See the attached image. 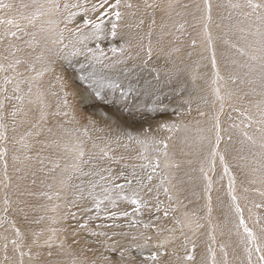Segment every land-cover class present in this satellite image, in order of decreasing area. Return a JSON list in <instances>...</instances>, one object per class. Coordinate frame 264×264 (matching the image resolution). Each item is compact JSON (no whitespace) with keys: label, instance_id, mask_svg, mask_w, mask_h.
Wrapping results in <instances>:
<instances>
[{"label":"snow or ice","instance_id":"1","mask_svg":"<svg viewBox=\"0 0 264 264\" xmlns=\"http://www.w3.org/2000/svg\"><path fill=\"white\" fill-rule=\"evenodd\" d=\"M35 7V12L31 15L20 13V20L27 21L28 25L35 26L36 21L41 17L53 12H59L61 5L56 0H47V3H37L33 0L32 5L21 4V8ZM14 7L11 3H3L0 0V9L12 10ZM73 7H80L74 5ZM138 9L139 5H134L130 0H96L91 5V8H84L85 13L91 11L95 13L94 17L84 20L82 28L89 29L85 35L82 29H65L67 31H74L76 39L64 42V30L57 33L58 38L53 40V44L59 45L60 58L71 63L73 57L78 55L85 56L88 60L94 61L96 65H100L97 69L93 65V70L84 73L85 67L88 65L81 64V74L79 79L92 89L94 95L101 101H105V96L102 94L101 81L105 79L103 71L106 68H114L117 64H125L128 60H138L140 65L147 66L148 62L153 56L152 34L156 27V20L153 12V18L149 26V30L144 35H137L136 47L139 48L135 54L130 49L132 41L126 40L125 43L119 47L113 45L110 48L111 53L115 59L108 58L104 50L97 44L96 49L87 48L85 41L87 40H101L107 39L109 36L112 40L123 38V33L120 31V21L123 19L125 13L121 8ZM145 9L151 8L153 10L161 7L156 3H147L145 0ZM188 8V5H183ZM236 11L238 17L236 24L229 25L230 29H235L240 33L239 41L242 45L237 43L225 41L226 44L235 50L240 57H247V60H233L236 65V70L230 72L225 78L221 75V69L217 60L216 48L214 45V37L211 33L210 26L213 22V4L211 0H204V4L196 5L201 15L198 18L199 24L202 26V31H197L196 35L190 40V46L196 49L198 46H203V51L207 52V56H202L203 60L208 61L207 64L201 65L199 62L193 74V80L197 79V73L200 67L210 68L212 78L211 94L213 99L209 100L202 97V101L206 106L201 108L199 105L196 108L199 119L193 118L191 123L176 124L164 123L161 125L163 130H166L170 135L165 138L157 140L152 135V129H146L143 133L133 135L130 132L123 133L128 141L138 145H153L155 148V159H149L146 155L143 159L147 160L146 164L131 168L128 174L121 171L119 174H114L110 167L100 168L95 170V166L89 173H83L81 170V163H83L84 152L82 142L77 138L74 142L62 143L61 139L54 137L53 129L46 127L50 115L65 117L69 116L68 111H61V107L68 108L67 82L60 76L55 74V69L51 66V62H47V66L41 67L39 71L36 70L34 64H30L29 68L36 73L34 76H24L23 73L17 71L18 66L27 64L28 61L17 57V53L21 51L20 47L8 40L7 47L4 49V54L0 59L9 61L7 64L0 62V73H3L2 83H0V173L3 175V180H0V185L6 190L3 194V209L0 214V264H25V257H28L30 262L38 264L41 252L39 249L47 248V256L51 258L53 253L51 249L56 247L57 236L59 231L56 228H51L48 231L51 233L41 243V237L44 235V230L32 232L31 243L27 242L26 233L21 231L17 225V221L10 217V212H17L23 216L25 221L28 220V201L20 199L19 197H35L37 193L23 187L19 181L26 180L29 176L32 177L31 184H36L37 171H43V168L33 169L30 164H25V161H31L33 158L27 154L24 160L21 161L19 155H13L14 171L21 173L17 177V183L13 184V178L9 175V137L8 125L5 123V101H17L18 105H13L10 113L12 117V131L16 132L18 127L27 125L26 130L22 133L19 140L16 142L20 144V148L25 152L30 151L32 144L29 142L32 138H38L45 133L52 139H45L38 141L46 148H56L65 154H71L72 173L81 172L82 175H95L99 177L98 182H91L85 195V189L82 185H77L79 189V200L90 199L91 206L83 209L87 213L86 219L78 224V229L88 232L92 237H103V240H97L95 243L99 244L103 249L101 256L94 260L86 258H74L71 264H196V247L195 239H192L188 232L191 231L193 236L197 234L199 229L204 227L200 223L201 219L209 220L212 214V190H213V175L216 172L217 162L222 167L223 175L220 176L222 181L225 176L228 178L227 194L230 197L231 203L228 205L229 211L234 212L236 216V234L242 237L240 243L244 245V250L247 253L248 264H264V217L256 216L254 226L250 227L245 219V209L241 207L239 198L236 195V176L232 174L230 165L226 158V154L233 143V135L238 134L243 137L240 141L242 144L247 142L252 147H258L259 153H253V156H259L258 160H254L256 167L252 172L258 175L250 180L251 184L259 183L264 185V0H237L233 3L229 0L227 5ZM63 8L67 10L68 4H64ZM177 4L175 0H169L167 4V16L172 18ZM75 12L68 13V20L75 16ZM135 15V12L132 13ZM175 15H183L180 12H175ZM228 18L232 19V12L228 13ZM51 24L52 22L49 21ZM144 23L140 20L137 27L139 28ZM178 24V31L183 32L185 24ZM7 24L13 26L15 31H5L0 34V45L5 43V40L10 36L13 39H21L23 35H29L26 31V26H22L18 20L7 19L0 17V25ZM110 24V29H106L105 25ZM176 27V24L172 25ZM169 25H160V34L157 41L158 44L163 40L166 34L165 30ZM42 31L44 29H41ZM171 35V33H167ZM33 40L29 42V46H33L37 41L35 40L36 33H31ZM147 39L145 46L144 40ZM179 39V37H176ZM80 45V46H78ZM51 51V50H50ZM172 51L179 52V48H174ZM97 53H99L97 55ZM171 53H169L170 55ZM192 53L189 52V56ZM44 60V57H38ZM105 60L109 62L104 63ZM13 75H8L9 72ZM53 73L52 79L55 81L49 82L47 88L43 85V77L46 73ZM11 85V92L9 91ZM109 87L113 89H121L118 82H111ZM131 89H128V93ZM57 98V110L55 113H50L51 107L48 103V96ZM122 99L126 100L128 95L121 91ZM106 102H111L106 101ZM27 107V110H26ZM127 107V105H125ZM227 109V112H226ZM192 107L189 104L187 108V115H191ZM34 114V115H33ZM22 118L17 120V116ZM76 117L73 114L72 120ZM96 129V121L91 118L88 119V125L83 127L82 134L88 135V128ZM62 128V126H61ZM64 135L71 136L67 129H64ZM103 131V129H100ZM185 132L187 135L183 138V144L188 149L181 150L182 155H195L199 160V179L203 181V192L206 197V204L204 207L207 210V216L201 217L195 210L189 211L187 205L184 204L185 180L179 173L185 163L191 165V159H178L173 152L170 154L169 142L173 140V135L179 132ZM13 140L16 138L13 137ZM119 139V137L117 138ZM224 148L221 149V144ZM103 158L113 162H119L118 158L110 156L108 152L103 153ZM38 162L43 165L45 160H50L49 157L37 156ZM120 160L123 157L119 158ZM19 162L23 167H15ZM52 167L50 172H54L60 168L59 162L50 161ZM127 167V166H126ZM147 169V171H145ZM63 171L67 173L69 166L66 164ZM188 173L185 172V176ZM72 176L68 175L66 179H61V185H66L67 181L71 180ZM118 178L123 179V183H116ZM189 176V180L191 181ZM43 183V181H42ZM51 187V185H49ZM102 190L103 195L96 193V188ZM13 189L18 198L13 201L7 190ZM248 188H244L247 193ZM255 191L264 198V190L260 188ZM161 194L165 197L167 203L161 200ZM40 196H46L49 200L52 196L47 192L39 193ZM59 198V193L56 194ZM183 197V199H182ZM246 198V197H245ZM191 203V201H189ZM75 205L76 201L73 200ZM15 205V207H14ZM122 205H130L123 207ZM59 207V205H57ZM183 207L185 211L182 216L179 214ZM257 208H264V201L255 204ZM53 211L56 209L53 208ZM251 213V209H248ZM69 216L76 218V213L69 211ZM147 216L145 220L143 217ZM45 217L41 216L39 219L32 221L33 223H40ZM102 220L103 223L97 224L94 230L89 226L90 221ZM124 221V222H122ZM53 223L58 221L53 218ZM170 225V226H169ZM259 229V234L256 228ZM243 232H240V229ZM124 229H127L125 231ZM215 226H213V233ZM5 233H10L5 234ZM211 241L215 242V235H211ZM181 241L179 247L183 250L184 255H180L176 247V242ZM9 245H11V255L9 254ZM36 248L35 256H33V248ZM59 248L63 249L64 244L60 242ZM208 251L211 253V264H217L215 250L208 246ZM223 261L221 264H229L228 253L222 247ZM257 254V260L253 261V253ZM109 253V254H104ZM113 256L116 258L113 259ZM48 264H60L59 261L49 260ZM203 264V262H202Z\"/></svg>","mask_w":264,"mask_h":264},{"label":"rangeland","instance_id":"2","mask_svg":"<svg viewBox=\"0 0 264 264\" xmlns=\"http://www.w3.org/2000/svg\"><path fill=\"white\" fill-rule=\"evenodd\" d=\"M61 5L59 12H53L51 14L41 16L35 23V26L28 25L27 21L20 20V13L25 15H31L35 12V7L30 6L28 8H21V4L32 5L33 0H3V3H11L14 5L12 10L0 9V17L7 19L18 20L22 26H26V31L29 35H21V39L16 40L8 37L3 45H0V56L4 54V49L7 47L8 40H11L13 44L20 47L21 51L17 53V57L28 61L27 64H21L18 66L17 71L23 73L24 76H34L36 73L32 72L29 68L30 64H34L36 70L39 71L41 67L47 66V62H51V66L55 69V74L60 75L66 82L68 96V108L61 107V111H68L71 113V108L80 113V116L95 117L104 116L110 117L111 122L107 125H103V133L109 128L114 132L110 134H97L96 129L92 127L88 128V135L82 134L83 127L88 123H84L81 126L74 125L68 120V117L63 115L55 116L50 115L46 127L53 129L54 137L61 139L62 143L74 142L77 138L82 142V148L84 152L83 163L80 167L83 173H89L93 170H99L100 168L110 167L114 174H119L121 171L128 174L133 166L137 167L141 164H146L148 161L143 159V156H147L149 159L154 160L156 156L155 148L153 145H138L128 141L127 137L122 135L123 133L130 132L133 135H138L144 132V130L151 128L152 135L157 140L165 138L170 135L166 130L161 128L164 123H176L186 124L191 123L193 118L199 119L196 108L199 105L201 108H206L202 101V97H206L209 100L213 99L211 94V70L210 68L200 67L197 73L198 78L193 80L194 70L197 62L201 65L207 64L208 61L203 60L202 56H207L208 53L203 51V46H198L193 49L190 46V40L196 35L197 31H202V26L198 22V18L201 12L197 10L196 5L204 4V0H175L177 8L175 12H180L183 15L177 16L175 12L171 19L167 16V4L169 0H147V3H156L161 7L153 10L151 8L145 9V0H130L134 5H139L138 9L121 8V11L125 13L123 19L120 21V31L124 34L123 38H117L112 40L109 36L107 39L87 40L85 45L87 48L96 49L97 44L104 50L105 55L110 59H115L110 51V48L115 45L119 47L125 43L126 40L132 41V47L130 51L135 54L139 51L136 47L137 35H144L148 32L149 26L153 18V12L156 20V27L152 34L153 56L148 62L147 66L140 65L138 60H128L125 64H117L114 68H106L103 71L105 79L101 81L102 94L105 96V101L99 100L93 93L92 89L88 88L85 82L79 79L81 74L80 65H88L83 70L84 73L91 72L93 65L99 69L100 65H96L94 61L88 60L85 56L78 55L73 57L71 63L60 59V53L58 51L59 45L53 44L52 41L57 39V33L64 30V42L68 43L69 40H75L73 37L74 31H67V29L76 30L82 29L86 35L89 29L82 28L84 20L94 17L95 13L91 11L85 13L84 8H91V5L96 0H56ZM213 4V22L210 26L211 33L214 37V45L217 53V60L221 69V75L227 78L230 72L236 70V65L233 64V60H247V57H240L234 49L225 41L231 43H237L238 46L242 45V41H239L240 33L229 25H235L238 19L236 15L237 10L228 8L229 0H211ZM233 3L237 0H232ZM37 3H47V0H37ZM64 4H68L69 8L65 10ZM74 5H80V7H73ZM183 5H188V8H184ZM75 12L76 15L68 20V13ZM135 12V15L132 13ZM232 12V19L228 18V13ZM143 19L144 23L139 28L137 25L140 20ZM49 21L52 23L50 24ZM185 29L183 32L178 31V24L184 23ZM169 25L166 28V34L163 36V40L160 44L157 43L160 34V25ZM176 24V27L172 25ZM106 29H110L111 25L106 24ZM41 29H44L43 31ZM15 31L13 26L7 24L0 25V34L5 31ZM35 32V43L33 46H29V42L33 40L31 33ZM167 33H171L168 35ZM75 35V34H74ZM179 37V39H176ZM145 46L147 45V39L144 40ZM80 46V45H79ZM174 48H179V52L172 51ZM51 50V51H50ZM189 52L192 53L189 56ZM169 53H171L169 55ZM99 53H97L98 55ZM44 57V60L38 59V57ZM0 62L7 64L9 61L0 59ZM109 61L105 60L107 64ZM136 74H145L140 76L143 83L136 82ZM0 73V83H2V76ZM8 75H13L10 71ZM53 73L48 72L43 77V85L47 88L49 83V77ZM111 82H118L121 85V89H113L108 85ZM11 92V85L8 86ZM128 89L131 92L128 93ZM121 91H124L128 98L122 99ZM77 96L75 97L74 95ZM81 95V96H80ZM72 96V97H71ZM74 97V98H73ZM74 100H73V99ZM78 98V99H77ZM0 99H3L0 95ZM73 100V101H72ZM111 101L106 102V101ZM74 102V103H73ZM48 103L50 104L49 112L55 113L57 110V98L48 96ZM191 104L192 113L187 115V108ZM13 105H18V102L5 101V123L8 125V137H9V175L13 178V184L15 185L17 177L21 175L14 171L12 156L19 155L21 161L24 160L25 154L31 156V161H25V164H30L33 169L43 168V171H37L36 184H31L32 177L29 176L24 181H19L23 187H26L37 193L35 197H19L28 201V220L25 221L23 216L15 211L10 212L11 218L17 221V225L21 228V231L26 233L27 242L30 244L32 239V232L44 230V235L41 237V243L51 233L48 231L51 228H56L59 231L56 233L57 241L56 247L51 249L53 256L49 258L47 252L49 249L41 248V256L38 264H48V261H59L60 264H71L74 258L94 260L101 256L103 249L99 244L95 243L97 240H103V237H92L88 232L78 229V224L82 223L87 217V213L83 211L84 208L91 206L90 199L79 200V189L77 185H82L85 189V195L91 182H98L99 177L95 175H82L81 172L72 173L71 171V154H65L56 148L43 147L38 141L45 139H52L47 133L38 137L30 139L32 148L30 151L25 152L20 148V144L16 141L19 140L22 133L26 130L27 125L24 127H18L16 132L12 131V117L10 115ZM127 105V107H125ZM76 108H75V107ZM27 110V107H26ZM227 112V109H226ZM34 115V114H33ZM22 118L21 115L17 116V120ZM113 122V123H112ZM62 126V128H61ZM128 127L127 130H123ZM64 129H67L71 133V136L64 135ZM117 134H112L116 133ZM108 132V131H107ZM109 133V132H108ZM187 133L181 131L173 135V140L169 142V151L175 153L178 159L188 160L191 159L193 163L188 165L185 163L182 167V171L179 173L185 180L184 204L187 205L189 211L195 210L201 217L207 216V210L204 207L206 204V197L203 192V181L199 179V160L195 155L183 156L181 150L187 151L188 149L183 144V138ZM16 139L13 140L12 138ZM119 137V139H117ZM243 137L238 134L233 135V143L230 146L226 158L230 165L232 174L236 176V195L239 198L241 207L245 209L244 216L250 227L254 226L256 216L264 217V208H257L255 204H259L264 201L255 189L260 188L264 190V185L259 183L251 184L249 181L254 179L258 173H253L252 169L257 165L254 160H258L259 156H253V153H259L258 147H252L247 142L242 144L240 141ZM224 148V144H221V149ZM108 152L110 156L118 158L119 162H113L106 158H103V153ZM37 156L49 157L44 164L41 165L36 159ZM123 157L122 160L119 158ZM50 161L59 162L61 167L54 172H50L52 167ZM69 166V171L65 173L63 171L65 165ZM127 166V167H126ZM15 167H23L19 162L15 164ZM147 171V169H145ZM185 172L188 173L185 176ZM68 175H71V180L67 181L66 185H61L60 180L66 179ZM223 175L222 167L217 162L216 172L213 175V190H212V214L209 220L201 219L200 223L204 224V227L199 229L197 234L193 236L191 231L185 229L188 235L196 240V264H211V253L208 251V246L215 250L217 264H221L223 261V247L228 253L229 264H248L247 253L244 250V245L240 243L242 237L236 234V216L234 212H230L228 205L231 203L230 197L227 194L228 178L227 176L221 181L220 176ZM189 176L192 178L189 180ZM0 180H3V175L0 173ZM43 181V183H42ZM116 183H123L122 178H118ZM51 185V187H49ZM244 188H248L247 193L244 192ZM6 190L0 185V214L3 209V194ZM12 200L15 201L18 195L14 193L13 189L7 190ZM96 193L103 195L102 190L97 187ZM47 192L52 196L49 200L46 196H40L39 193ZM59 193V198H57ZM2 196V197H1ZM246 197V198H245ZM183 199V197H182ZM75 200L76 204L73 205L72 201ZM161 200L167 203L163 194H161ZM191 201V203H189ZM59 205V207H57ZM123 207L131 208L130 205H122ZM15 207V205H14ZM56 210L53 211L52 209ZM248 209H251L249 213ZM69 211L76 213V218H72L68 215ZM185 209L181 207L180 215L182 216ZM41 216L45 217L40 223H33L32 221L39 219ZM53 218L57 220V223H53ZM143 219L147 220L145 216ZM124 222V221H122ZM103 223L102 220L90 221L89 226L94 230L97 224ZM170 226V225H169ZM213 226H215V232L213 233ZM127 231V229H124ZM259 234L258 227L256 228ZM243 232V229H240ZM9 234L10 233H5ZM215 235L216 239L213 243L210 239L211 235ZM63 242L64 248L58 247L59 243ZM181 241L176 242L177 250L180 255H184L183 250L179 247ZM34 253L37 249L33 248ZM33 253V256L35 255ZM9 254L11 255V245H9ZM109 254V253H104ZM2 258V254H0ZM116 257L113 256V259ZM257 260V254L253 253V261ZM25 264H35L30 262L28 258L25 260Z\"/></svg>","mask_w":264,"mask_h":264},{"label":"bare ground","instance_id":"3","mask_svg":"<svg viewBox=\"0 0 264 264\" xmlns=\"http://www.w3.org/2000/svg\"><path fill=\"white\" fill-rule=\"evenodd\" d=\"M75 35L73 34V37H74ZM79 46V45H78ZM61 59V58H60ZM142 75H145V74H136L135 75V80H136V82H139V83H143L144 82V80H141L140 79V76H142ZM52 77H53V75L52 76H50L49 77V82L51 81V82H55L53 79H52ZM68 88H70L69 86H68ZM71 95H74V94H71ZM75 97L77 96L76 94L74 95ZM79 96V95H78ZM77 96V97H78ZM81 96V95H80ZM72 97V96H71ZM74 98V97H73ZM72 98V99H73ZM78 99V98H77ZM74 100V99H73ZM72 100V101H73ZM74 103V102H73ZM75 107V106H74ZM76 108V107H75ZM77 109V108H76ZM75 109V110H76ZM73 108H71V113H70V115H69V117H68V120L71 122V123H73L74 125H77V126H81V125H83L85 122L86 123H88V119L89 118H91L92 120H95L96 121V123H97V134L98 133H100V134H110L111 132H114V131H112L111 129H109V128H107L106 129V132L105 133H103V131H100V129H102V126L103 125H107V123H110L111 122V118L110 117H104V116H95V117H92V116H90V117H84V116H80V113L79 112H77V111H75ZM75 115V117H76V119H75V121H73L72 120V115ZM113 123V122H112ZM128 129V127H125L124 126V129L123 130H127ZM109 133H108V132ZM118 133V131H116V133H112V134H117ZM2 197V196H1ZM33 253H34V250H33ZM35 254V253H34ZM35 256V255H34ZM28 257L26 256L25 257V260L27 259Z\"/></svg>","mask_w":264,"mask_h":264}]
</instances>
